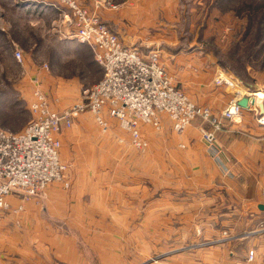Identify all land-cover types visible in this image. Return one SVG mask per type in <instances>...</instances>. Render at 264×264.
Instances as JSON below:
<instances>
[{"label":"rangeland","instance_id":"1","mask_svg":"<svg viewBox=\"0 0 264 264\" xmlns=\"http://www.w3.org/2000/svg\"><path fill=\"white\" fill-rule=\"evenodd\" d=\"M112 1L115 9L99 7L101 22L143 58L158 52L174 85L195 105L208 110L220 130L197 119L183 134H176L164 115L161 130L141 127L148 144L141 151L119 121L106 114L110 129L105 132L86 112L60 136L69 188L54 183L38 197H12L17 206L9 201V210H0V215L20 216L19 240L27 249L22 220L26 203L41 200L49 187L58 186L65 194L76 186L84 191L85 199L94 196L96 203L100 196L132 198V203L136 201L130 205L132 217H138V198L186 199L200 197L204 190L218 197L221 191V198L225 195L226 199L227 244H236L238 249H231L239 251L240 233L264 231V211L256 206L259 199L264 203V140L254 142V156L245 150L241 156V150L236 153L231 147L235 140L245 142L255 125L264 127L258 122V106L238 123L223 116L233 102L264 93V0ZM89 6L94 10L92 2ZM61 14L62 8L53 0H0V127L11 133L22 132L36 118L32 109L36 92L45 96L52 111L63 112L81 101L84 89L103 79V69L90 47L67 40L59 32L63 30ZM17 50L23 53L22 65L15 59ZM207 132L214 133L213 144L206 141ZM207 182L210 190L202 188ZM254 196L256 200L248 202ZM164 208L171 210L172 205ZM126 223L128 231L116 230V236L83 237L84 250L112 248L115 264H144V257L153 260L148 264H156L162 252L187 244L186 236L140 237L139 220ZM215 227L212 223L211 228Z\"/></svg>","mask_w":264,"mask_h":264},{"label":"built area","instance_id":"2","mask_svg":"<svg viewBox=\"0 0 264 264\" xmlns=\"http://www.w3.org/2000/svg\"><path fill=\"white\" fill-rule=\"evenodd\" d=\"M53 1L62 8L63 30L59 32L67 40L89 46L104 76L96 86L82 91L79 103L63 112L52 111L45 96L36 92L32 105L36 118L29 126L17 134L0 127V210L4 211L11 206L9 198L38 197L54 183L69 188V169L61 159L60 136L86 112L95 117L105 132L110 129L106 114L119 121L121 128L129 132L133 146L141 151L148 147L141 127L161 130L164 115L176 134H183L197 119L220 130V123L208 110L195 105L174 85L160 64L158 52L143 58L136 49L125 47L119 36L101 22L97 11L101 6L115 9L112 0ZM14 56L22 65V51L17 50ZM249 98L251 101L252 97ZM239 101L233 102L224 113L230 123H238L243 116ZM249 105V109L255 108L251 102ZM258 114V122L264 127V114ZM207 133L206 141L213 144L214 133ZM249 261H254V252H250Z\"/></svg>","mask_w":264,"mask_h":264},{"label":"crops","instance_id":"3","mask_svg":"<svg viewBox=\"0 0 264 264\" xmlns=\"http://www.w3.org/2000/svg\"><path fill=\"white\" fill-rule=\"evenodd\" d=\"M251 112V109L244 110L243 116ZM259 140H264V130L255 125L245 142L235 140L232 143V151L238 153L241 150L242 156L245 150L246 155H251L256 146L254 142ZM210 185L209 182L204 183L202 188L210 190ZM60 190L58 186L49 187L41 197L42 201L36 199L26 203L27 213L22 220L26 224L27 249L21 247L19 240L20 216L0 215V264H94L95 260L99 264H115V250H84L82 238L116 236V230L128 231L130 225L126 222L132 219L139 220L137 234L140 237H187V244L177 246L172 252H162L156 258V264H264L263 230L240 233L241 238L239 235L236 237L240 238L237 243L240 242L241 246L237 252L236 244H227L226 199L225 195L221 198V191L217 193L218 197L210 196V191L204 190L200 193L202 196L186 199L138 198V217H132L130 205L136 204V201L132 203V198L100 196L96 203L94 196L85 199L84 191H78L76 186L65 194ZM254 200L255 196L248 202ZM9 201L17 206L15 198H9ZM171 205V210L164 208ZM261 205L264 203L259 199L256 206ZM211 206L215 208L211 209ZM110 218L111 223H108ZM212 223L217 227L211 228ZM10 233L13 235L9 236ZM122 235L128 236L127 232ZM20 249H25V254ZM250 252H254L252 262L249 261ZM144 258V264L151 260Z\"/></svg>","mask_w":264,"mask_h":264},{"label":"bare ground","instance_id":"4","mask_svg":"<svg viewBox=\"0 0 264 264\" xmlns=\"http://www.w3.org/2000/svg\"><path fill=\"white\" fill-rule=\"evenodd\" d=\"M257 98H256V97ZM251 104H253V105H255V107H257V108H259L258 110H260V113H263L264 114V109L262 110V109H260V107H261V102L264 100V93L262 92V93H256V94H251ZM248 98V97H247ZM254 102V103H253ZM249 108H250V105H249ZM245 110V109H244ZM262 110V111H261Z\"/></svg>","mask_w":264,"mask_h":264},{"label":"water","instance_id":"5","mask_svg":"<svg viewBox=\"0 0 264 264\" xmlns=\"http://www.w3.org/2000/svg\"><path fill=\"white\" fill-rule=\"evenodd\" d=\"M249 103H250V98H243L242 100L239 101L238 104H239L240 107H242L243 109L247 110V109H249ZM260 109L263 110L264 106L261 105ZM259 208H260V210L264 211V206H259Z\"/></svg>","mask_w":264,"mask_h":264}]
</instances>
